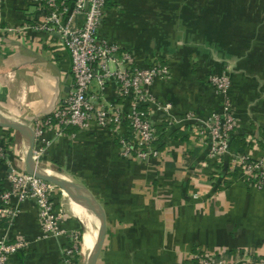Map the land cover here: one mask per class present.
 Here are the masks:
<instances>
[{
    "label": "crops",
    "instance_id": "0c3cea01",
    "mask_svg": "<svg viewBox=\"0 0 264 264\" xmlns=\"http://www.w3.org/2000/svg\"><path fill=\"white\" fill-rule=\"evenodd\" d=\"M42 16L31 0H0V112L28 124L52 115L73 82L58 36L28 28ZM81 23L76 17L74 26ZM7 27L20 28L22 40ZM98 35L127 50L134 65L158 60L169 67V77L155 80L152 90L171 104L175 122L166 126L154 114L160 153L146 162L120 153V139L130 138L125 121L84 130L54 122L34 135V148H44L37 165L85 186L104 208L97 264H197L198 252L226 264H245L244 253L264 257V188L221 172L207 156L205 124L219 101L207 77L228 69L237 120L231 148L264 156V0H107ZM88 96L127 105L115 79L104 88L93 81ZM11 132L0 127L8 145L0 194L8 172L25 170V142ZM54 201L63 213L60 236L44 235L34 200H12L18 211L11 221L0 220V238H24L29 245L9 264H66V257L81 264L82 235L95 216L57 190Z\"/></svg>",
    "mask_w": 264,
    "mask_h": 264
},
{
    "label": "built area",
    "instance_id": "2783aa9c",
    "mask_svg": "<svg viewBox=\"0 0 264 264\" xmlns=\"http://www.w3.org/2000/svg\"><path fill=\"white\" fill-rule=\"evenodd\" d=\"M43 11L40 21L28 26L36 31L53 32L61 44L69 52L71 58L72 84L62 104L52 115L31 122L34 135L43 133V129L52 125L61 129L76 126L78 129L95 127H110L123 124L125 121L130 131V138L120 139V153L129 160L146 162L159 155L157 145L159 139L158 122L154 114L158 113L161 124L170 126L175 118L171 114V104L158 99L152 90L157 79H167L169 67L158 60L140 67L134 65L132 55L113 42L100 38L98 30L106 12L107 0H31ZM81 18V25L74 26L76 17ZM20 28L7 27L9 33H16V39L22 40L24 33L17 32ZM115 79L118 96L126 107L110 104H99L88 96V90L93 81L104 88L106 81ZM219 98L217 107L206 117V127L209 139L207 156L216 161L223 174L234 172L242 177L250 186L256 189L264 188V156L254 157L243 150H233L231 139L237 127L234 108L229 91L231 78L228 69L214 72L207 77ZM6 137L0 133V160H5L8 145ZM43 145L32 149L33 159L37 163ZM7 186L0 194V220L11 221L18 209L11 204L34 200L39 221L44 235L60 236L65 230L60 227L62 210L56 207L54 201V184L43 180L34 174L23 171H10L6 176ZM62 192V190L60 189ZM29 242L24 238L11 241L0 238V264H9L11 256L18 250H24ZM69 248L66 254H71ZM197 264H226L225 260L214 253L198 252L194 255ZM245 264H264V257L248 253L242 255ZM66 264H75L73 259H65Z\"/></svg>",
    "mask_w": 264,
    "mask_h": 264
},
{
    "label": "water",
    "instance_id": "95a60500",
    "mask_svg": "<svg viewBox=\"0 0 264 264\" xmlns=\"http://www.w3.org/2000/svg\"><path fill=\"white\" fill-rule=\"evenodd\" d=\"M0 127L15 129L21 134L26 146V152L24 155V165L25 170L28 173L34 174L35 176L54 184L62 190H66L69 193L70 197L82 196L88 201L90 210L99 219V226L91 254L86 264H96L100 251L103 247L106 233V218L103 206L98 202V200L85 186L72 182L71 180L65 178L51 176L47 174L44 169L40 168L37 165V163L33 159L32 154L34 132L29 124H22L21 122L12 120L4 116L0 112Z\"/></svg>",
    "mask_w": 264,
    "mask_h": 264
},
{
    "label": "bare ground",
    "instance_id": "6f19581e",
    "mask_svg": "<svg viewBox=\"0 0 264 264\" xmlns=\"http://www.w3.org/2000/svg\"><path fill=\"white\" fill-rule=\"evenodd\" d=\"M2 114L4 116L8 117V118H12V117H10L9 114H6L5 112H2ZM48 170L49 169H46L44 171L47 174L50 175V173H52V171H50V170L48 171ZM51 176H56V175H51ZM61 178H63V177H61ZM62 192L65 193V194H67V195H69V193L66 190H62ZM72 198H75L76 200L80 201L81 203H83L84 205H86L89 208L88 201L85 198H83L82 196H77V197H72ZM77 212H78V210H77ZM94 216H95V218H93V221L91 223V226L87 230L85 236L82 235V243H81L82 264H86L87 263V260H88L90 254H91V251H92V247H93L95 238L97 236L98 226H99V219H98V217L96 215H94ZM96 230H97V232H96ZM84 237H85V239H84Z\"/></svg>",
    "mask_w": 264,
    "mask_h": 264
},
{
    "label": "rangeland",
    "instance_id": "374dc122",
    "mask_svg": "<svg viewBox=\"0 0 264 264\" xmlns=\"http://www.w3.org/2000/svg\"><path fill=\"white\" fill-rule=\"evenodd\" d=\"M12 120H15V121L21 122L22 124H28V123L23 122V121H21V120H19V119H12ZM11 130H12L11 135H15V136H17V137L22 138L21 134H20L17 130H15V129H11ZM54 189H55V191L57 190L58 192H61L60 189H57V188H54ZM62 193H63V192H62ZM81 264H82V262H81ZM96 264H97V263H96Z\"/></svg>",
    "mask_w": 264,
    "mask_h": 264
},
{
    "label": "trees",
    "instance_id": "16d2710c",
    "mask_svg": "<svg viewBox=\"0 0 264 264\" xmlns=\"http://www.w3.org/2000/svg\"><path fill=\"white\" fill-rule=\"evenodd\" d=\"M234 175H236V173L234 172ZM82 262V261H81Z\"/></svg>",
    "mask_w": 264,
    "mask_h": 264
}]
</instances>
